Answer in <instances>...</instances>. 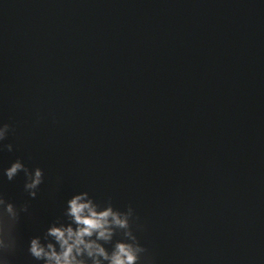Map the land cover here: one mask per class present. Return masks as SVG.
Returning a JSON list of instances; mask_svg holds the SVG:
<instances>
[{
	"label": "water",
	"instance_id": "95a60500",
	"mask_svg": "<svg viewBox=\"0 0 264 264\" xmlns=\"http://www.w3.org/2000/svg\"><path fill=\"white\" fill-rule=\"evenodd\" d=\"M3 123L28 210L0 264H43L30 239L81 191L133 208L153 264H264V0H0Z\"/></svg>",
	"mask_w": 264,
	"mask_h": 264
},
{
	"label": "clouds",
	"instance_id": "9594fccd",
	"mask_svg": "<svg viewBox=\"0 0 264 264\" xmlns=\"http://www.w3.org/2000/svg\"><path fill=\"white\" fill-rule=\"evenodd\" d=\"M11 125L0 124V142L7 139ZM12 151L11 143L0 144V150ZM23 171L25 190L31 197L43 181V170H30L20 159L4 169V175L12 180ZM27 204L19 208L0 194V214L6 213L18 222L21 212H27ZM64 215L67 222L54 221L41 236H33L28 252L43 264H153L147 249L139 242L133 231L134 210L114 208L109 202L101 207L87 191H81L67 200ZM119 234L122 238L115 239ZM112 244L111 250L106 245ZM14 245V242H13ZM0 238V248L8 249ZM6 264L8 262L6 261Z\"/></svg>",
	"mask_w": 264,
	"mask_h": 264
}]
</instances>
